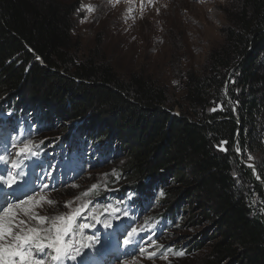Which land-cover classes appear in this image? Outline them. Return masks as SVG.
Segmentation results:
<instances>
[{
	"label": "trees",
	"instance_id": "16d2710c",
	"mask_svg": "<svg viewBox=\"0 0 264 264\" xmlns=\"http://www.w3.org/2000/svg\"><path fill=\"white\" fill-rule=\"evenodd\" d=\"M77 9L78 2L0 0V138L30 137L43 166L69 145L74 158L57 168L64 181L82 176V161L102 166L122 155L109 186L136 226H167L152 234L159 255L180 264H264V160L253 157L264 152V0L229 3L223 43L202 74L185 77L184 106L172 105L169 89L150 76L122 78L97 49L80 57L71 37ZM43 131L68 137L57 143ZM222 140L227 153L217 149ZM241 160L255 163L263 184ZM93 196L98 206L107 193ZM185 216L199 234L159 244L161 231L169 240ZM130 226L114 229L109 257L130 245L119 240Z\"/></svg>",
	"mask_w": 264,
	"mask_h": 264
},
{
	"label": "rangeland",
	"instance_id": "374dc122",
	"mask_svg": "<svg viewBox=\"0 0 264 264\" xmlns=\"http://www.w3.org/2000/svg\"><path fill=\"white\" fill-rule=\"evenodd\" d=\"M63 3L78 2V9L72 16L73 29L71 37L80 57H87L93 50L97 49L98 55L102 60L111 63L116 72L122 78H128L132 74L142 73L150 76L165 85L169 89L172 105L184 106L183 97L185 96L186 78L189 73L200 75L204 72L205 65L211 51L219 47L224 36L221 29L227 25L225 9L232 0H60ZM229 99V98H228ZM231 101V100H229ZM231 103V102H230ZM174 113L179 114L180 108L174 107ZM234 111L237 108L234 106ZM236 117L239 114L236 112ZM5 120L6 116L3 115ZM5 121L0 129H6ZM66 130V129H65ZM47 138H51L57 143H61L63 137H68V133L48 134L43 131ZM12 138H0V155L12 153L15 158L16 149L12 145ZM66 140V139H65ZM36 150V144H32ZM69 145L64 149H57L49 160L50 172L52 175L58 168V161L67 156L73 159L75 154L68 151ZM58 148V147H56ZM55 148V149H56ZM7 149V150H6ZM52 150H54L52 148ZM254 154L256 163L264 160L263 149H259ZM94 158V155H92ZM36 157V156H35ZM35 157L25 159L27 165L26 175L23 181L14 185L15 191L10 196L6 195L10 189L0 185V215H2L7 203H16L19 199L34 200L14 209L16 219L28 221L27 227L48 228V223L40 225L35 220H29L24 215V209H30L39 216L54 218L60 215H67L74 212L77 207L87 205L85 214L76 222L75 235L73 239L79 242L81 239L87 241V236H94V240L88 242L91 247L81 249V256L77 261L68 260L70 263L77 264H180L181 260L164 255H151L158 249L155 245L147 246L143 241L137 247L135 244L129 247V251H120V255H110L113 248L114 235L109 233L111 228H115L122 222H128L135 227V218H132L130 208L123 209L120 204L122 199L115 196V188H111L110 178L114 168L122 163V155H113V159L105 161L104 165H96L82 161L80 165L85 169L82 176L75 181H67L65 184H56L49 189L50 181L40 184L39 178L29 176L28 162ZM97 157V155L95 156ZM95 159V158H94ZM90 161V160H89ZM255 165V163L249 162ZM256 166V165H255ZM257 167V166H256ZM7 166L0 165V174H7ZM65 169H60V176L63 179ZM46 185L47 187H42ZM75 185V187H74ZM97 187L83 195L86 191ZM107 193L105 200L100 201L95 206L94 194L99 191ZM78 197V199H77ZM114 200L112 208L118 209L113 213L108 209L110 203L106 201ZM40 202L36 204V202ZM53 201L54 203H47ZM66 203L70 207H65ZM105 204V205H104ZM142 214V212H141ZM100 223H96V219ZM188 216L183 217V222L179 223L171 233L169 240L166 234L159 241L179 240L181 237H195L200 230L197 227L185 223ZM133 219V220H132ZM91 220V221H90ZM83 223L92 225L89 229H82L78 226ZM107 223L109 227H105ZM134 224V225H133ZM201 228V227H200ZM126 235L129 228H126ZM135 229V228H133ZM133 229L131 230L133 232ZM141 228H136L139 230ZM18 231V229H17ZM136 236V235H135ZM141 236L146 237L145 233ZM120 237H122L120 235ZM127 236H123V241ZM171 241V242H172ZM143 249V252L140 251ZM128 254V256H125ZM151 255V258L149 256ZM52 253L49 252L46 264H55L51 259ZM183 261V260H182ZM194 263L192 259L190 264ZM197 263V262H195Z\"/></svg>",
	"mask_w": 264,
	"mask_h": 264
},
{
	"label": "snow or ice",
	"instance_id": "6c2138e0",
	"mask_svg": "<svg viewBox=\"0 0 264 264\" xmlns=\"http://www.w3.org/2000/svg\"><path fill=\"white\" fill-rule=\"evenodd\" d=\"M37 59H39V57H37ZM230 82L234 83L235 81L232 80ZM211 111L215 112L216 108H212ZM227 143L226 140L220 141L217 145V149L227 153L228 148L225 147ZM12 148L16 149L15 158H13L12 153L0 155V165L7 166V174H0V185L6 186L7 189L11 190L6 193L8 196L15 191L14 185H18V183L22 182L26 175L25 169L27 165L24 164L23 161L37 156V152L32 146L30 137L21 140L19 143L13 138ZM235 152L237 154L241 153L239 145L235 146ZM244 155L247 156V159H252L247 153ZM248 167H252V165L249 164ZM42 187L47 186L44 185ZM96 187V185H93L92 189L86 191L83 195H89V192ZM33 200L34 197H29L28 200L19 199L16 203L6 202V207L2 215H0V264H46L45 258L48 256L49 252L52 253L51 259L56 262V264H64L67 260L77 261V257L82 255L81 249L85 247L90 248L91 244L88 242L95 239L94 236H87V241L81 239L77 242L73 239L76 222L85 214V210L88 206L84 205L82 207H77V209L70 214L60 215L54 218L39 216L26 208L24 209V215L28 217L29 220H35L40 225L48 223L49 220H51L50 227L48 228H38L35 226L27 227L28 221H17L14 209ZM39 203L38 201L36 202V204ZM47 203L51 204L54 202L47 201ZM64 206L70 207V204L66 203ZM108 207L113 213L118 211V209L112 208L111 205ZM94 219H96V223H100L98 218L94 217ZM104 226L109 227L107 223H105ZM78 227L89 229L92 225L83 223ZM135 231L136 230L133 229V232ZM123 243L128 245L130 243V238H126ZM140 251L143 252V249H140ZM151 255H155V253ZM151 255L149 258H151ZM161 255H163V253ZM178 255L183 256L184 253L179 252ZM77 264H81V262H77Z\"/></svg>",
	"mask_w": 264,
	"mask_h": 264
},
{
	"label": "clouds",
	"instance_id": "9594fccd",
	"mask_svg": "<svg viewBox=\"0 0 264 264\" xmlns=\"http://www.w3.org/2000/svg\"><path fill=\"white\" fill-rule=\"evenodd\" d=\"M7 138V137H6ZM7 143H8V141H7ZM6 143V144H7ZM9 145V144H8ZM11 145H12V143H11ZM38 154V153H37ZM48 159H51V156H49L48 157ZM67 160H71L70 159V157L69 156H67V159H65L64 160V157H62L58 162L60 163V162H65V161H67ZM59 163H58V165H59ZM82 166V165H81ZM56 171L58 172L59 171V173H58V175H59V177H58V182L57 183H62V184H65L67 181H64V179H62L61 178V176H60V170H57V168H56ZM75 179L76 178H74V179H72L71 181H75ZM55 186V185H54ZM133 218V217H132ZM133 220V219H132ZM129 224V223H128ZM135 224V226L138 224V223H134ZM133 224V225H134ZM140 224V223H139ZM120 225V224H119ZM118 225V226H119ZM118 226H116L115 228H117ZM137 227V229L138 228H141V229H139V230H137V232L135 231V232H130V230L132 229V226H130V230H129V232L126 234V235H123V236H127V238H130V245H128V246H123V248L122 249H120L119 251H118V253L120 252V251H128V252H131V251H129V247L131 246V245H137V243H135V240L134 239H132V236H129V234L130 233H134L133 234V236L134 235H139L140 237H141V241L143 242H147V246H149V244L150 245H158L156 242H154V241H152V234L153 233H156V232H158V231H160V228H164V227H167L166 225H164V224H162V223H160V222H157V221H155V222H152V223H146V224H142V225H140V226H136ZM115 228H111L110 230H109V233L110 234H113L114 235V240H113V243H114V241H115V233H114V229ZM166 229V228H165ZM145 233L146 234V237H142L141 236V233ZM126 233V232H125ZM124 233V234H125ZM165 234H168V229H166V230H162L161 231V238L165 235ZM123 236L122 237H120L119 238V240H120V242H123ZM161 240V239H160ZM114 246H115V243L113 244ZM138 247V246H137ZM158 247V246H157ZM110 251H112V250H110ZM159 252H160V250H156V253L155 254H157V255H159ZM118 253L117 254H114L113 253V255H118ZM132 253V252H131ZM111 254L112 253H110V255L109 256H111ZM112 255V256H113ZM109 256H107V257H109ZM120 256H121V254H120ZM125 256H128V254H125ZM66 263H68V264H73V263H70L68 260L67 261H65ZM101 264V263H100Z\"/></svg>",
	"mask_w": 264,
	"mask_h": 264
},
{
	"label": "water",
	"instance_id": "95a60500",
	"mask_svg": "<svg viewBox=\"0 0 264 264\" xmlns=\"http://www.w3.org/2000/svg\"><path fill=\"white\" fill-rule=\"evenodd\" d=\"M229 100H230V98H229ZM238 119H239V117H238ZM238 155H240V154H238ZM241 161L246 167H248V165L250 164V163H247V162H245L243 160H241ZM250 165H252V167H248V168L252 169V171L254 173V177L257 180V182H259L260 184H263V181L259 177V173H258L257 167L255 165H253V164H250ZM257 177H259V178H257Z\"/></svg>",
	"mask_w": 264,
	"mask_h": 264
}]
</instances>
